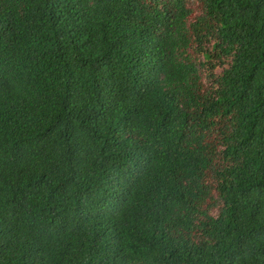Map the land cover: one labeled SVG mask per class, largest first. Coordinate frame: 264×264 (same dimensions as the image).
I'll use <instances>...</instances> for the list:
<instances>
[{
    "label": "trees",
    "instance_id": "trees-1",
    "mask_svg": "<svg viewBox=\"0 0 264 264\" xmlns=\"http://www.w3.org/2000/svg\"><path fill=\"white\" fill-rule=\"evenodd\" d=\"M117 1L76 51L128 70L57 139L0 72V264H264V0Z\"/></svg>",
    "mask_w": 264,
    "mask_h": 264
},
{
    "label": "clouds",
    "instance_id": "clouds-1",
    "mask_svg": "<svg viewBox=\"0 0 264 264\" xmlns=\"http://www.w3.org/2000/svg\"><path fill=\"white\" fill-rule=\"evenodd\" d=\"M104 4L110 6L104 8ZM101 8L114 14L121 12L117 0H30L21 11L10 10L0 2V44L7 42L0 72L5 67L9 71L25 67L41 72V77L31 82L10 72L18 97L15 124L22 130L19 141L48 143L57 139L51 126H59L57 120H62L66 112L70 113L68 125L72 127L79 117L75 93L101 101L117 92L128 67L93 61L76 51L91 33V21L103 20L95 15ZM35 39L38 45L32 47ZM147 39L154 40L153 32ZM113 56L109 47L108 57ZM25 123L30 128L36 124L43 127L28 132Z\"/></svg>",
    "mask_w": 264,
    "mask_h": 264
}]
</instances>
